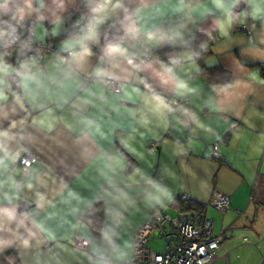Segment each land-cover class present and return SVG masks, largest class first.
Here are the masks:
<instances>
[{"label": "crops", "instance_id": "obj_1", "mask_svg": "<svg viewBox=\"0 0 264 264\" xmlns=\"http://www.w3.org/2000/svg\"><path fill=\"white\" fill-rule=\"evenodd\" d=\"M237 1L220 8L214 0H120L87 42L91 55L76 63L64 45L85 30L97 0H0V17L32 19L58 49L36 61L0 54V251L11 261L16 254L13 264L127 262L151 210L179 213L173 200L183 192L203 204L213 233L223 230L212 264H264L253 248L264 243V0H243L238 12ZM82 11L87 21L78 28ZM248 21V34L231 29ZM200 30L217 36L203 62L228 69V82L211 85L195 72L191 45ZM109 43L125 56L105 57ZM14 66L17 86L8 79ZM176 80L191 91H175ZM152 95L167 107L145 103ZM212 144L218 156L208 153ZM24 150L37 159L21 170ZM125 154L135 161L128 170ZM214 189L228 197L222 214L208 203ZM97 199L94 233L87 212ZM75 237L87 238V248Z\"/></svg>", "mask_w": 264, "mask_h": 264}, {"label": "built area", "instance_id": "obj_2", "mask_svg": "<svg viewBox=\"0 0 264 264\" xmlns=\"http://www.w3.org/2000/svg\"><path fill=\"white\" fill-rule=\"evenodd\" d=\"M79 15L84 17L80 12ZM251 25L250 21L243 22L239 28L248 34ZM33 29V20L30 18L14 14L0 17L1 56L5 60H16V62L21 60L36 61L45 52L58 51L53 46L50 37L35 38ZM14 69L13 72L9 73L8 79L9 83L17 86L18 81L15 73L17 66H14ZM103 82L113 91L118 89L119 81L114 78H104ZM185 100L186 97H182L180 100L172 98L170 103L177 104ZM148 148L155 150V143L150 141ZM208 153L214 156L218 155L216 144L210 146ZM36 159L35 153L24 150L16 158V163L21 170H26ZM179 197L187 199L188 193H180ZM209 203L222 214L228 206V197L220 190L214 189ZM149 234L163 238L164 242L160 250L150 248L147 241ZM222 239L223 230L220 229L213 233L212 221L202 211L189 209L182 210L175 215H169L159 207H155L135 233L129 261L118 264L134 262H144L145 264H210L216 259L217 252L220 251ZM72 242L81 249H86L88 246L87 238L75 237Z\"/></svg>", "mask_w": 264, "mask_h": 264}, {"label": "trees", "instance_id": "obj_3", "mask_svg": "<svg viewBox=\"0 0 264 264\" xmlns=\"http://www.w3.org/2000/svg\"><path fill=\"white\" fill-rule=\"evenodd\" d=\"M83 0H81V5H82ZM79 9H84L82 6H79ZM75 15V14H74ZM236 15V12H231L230 17L233 19ZM249 22V21H248ZM240 24L232 25V30H238L240 29ZM68 28H71V26H68ZM72 29V28H71ZM73 30V29H72ZM217 38L215 33H209L206 34L204 31H197L195 33V39L192 46V51H193V58L197 62V69L196 73L200 75L205 82L208 84H217V83H225L228 82L231 79V73L228 69L220 65L219 63H214V64H205L203 62V57L205 54L210 50L209 45L212 43L213 40ZM89 45L93 48V44L90 42ZM261 72H264V69L261 68ZM218 156V155H216ZM125 169H131L135 161L133 160L132 156H128L125 154ZM220 158V157H217ZM180 194V193H179ZM179 194L175 195L174 198V203L176 206L182 211V210H189V209H194V210H199L201 211V207H203V204L194 202L192 200H187V199H181L179 197ZM180 211V212H181ZM88 216V226L91 229L92 232L96 233L97 229L99 227L97 221L101 216V204L99 199L95 200L91 204V209L90 211L87 212ZM161 238V237H160ZM163 240V238H161ZM164 242V240H163ZM163 245V243H162ZM5 251H0V264H13L17 263V258L16 254L15 257H12V261L10 260V257L4 254ZM13 262V263H12Z\"/></svg>", "mask_w": 264, "mask_h": 264}, {"label": "clouds", "instance_id": "obj_4", "mask_svg": "<svg viewBox=\"0 0 264 264\" xmlns=\"http://www.w3.org/2000/svg\"><path fill=\"white\" fill-rule=\"evenodd\" d=\"M217 7L224 8V0H214ZM120 7V0H97V3L94 7L91 8V18L89 23L85 26V30L80 36L74 38L71 41L65 43L64 47L68 51V60L70 62L79 63L85 59V57L91 55V49L88 46V41H94L97 36V26L103 22L105 16L108 12L114 11ZM227 12V9H225ZM151 39V36L149 37ZM126 50L118 43H109L104 48V56L115 59L116 57L125 56ZM129 63H132L129 61ZM0 68H6V66L0 65ZM164 73L171 74V68H165ZM96 74L99 75H108L102 69H97ZM158 75H160L158 73ZM163 83H168L167 79H164L161 76ZM147 87V85H146ZM175 91L182 93L184 91H191L188 89L187 85L182 80H176L174 85ZM154 102L157 108L167 107L164 103V100L159 95H152L151 97H145V103ZM0 135H6V133H0ZM41 199H43L41 197ZM11 214V213H9Z\"/></svg>", "mask_w": 264, "mask_h": 264}, {"label": "rangeland", "instance_id": "obj_5", "mask_svg": "<svg viewBox=\"0 0 264 264\" xmlns=\"http://www.w3.org/2000/svg\"><path fill=\"white\" fill-rule=\"evenodd\" d=\"M80 13H82L83 14V16H84V13H83V11L82 12H80ZM75 14H77V12H75ZM81 19V21H80V24H78V28H83V26L85 25V21H87V19L85 18V17H81L80 18ZM43 31H42V29L40 28V27H37V26H35V32H34V35L36 36V37H43ZM49 37V36H48ZM10 85H12L11 84V82L9 83ZM177 104H180V102L179 103H177ZM177 104H176V106H177ZM171 107H172V105H171ZM175 107V106H174ZM194 118V121H198V122H201V119H200V116H196V117H193ZM174 120H175V118H174ZM174 124H177V123H174ZM178 124H181V123H178ZM185 124H187V123H185ZM198 124H200V123H198ZM195 147H199V144L198 145H196ZM209 203V202H208ZM212 206V205H211ZM213 207V206H212ZM165 210H167V212L168 213H171V214H175L177 211H175V209H173V208H168V209H165ZM253 229H256V230H259V226L258 225H254L253 226ZM264 232V228H262V230H261V233H263ZM253 234H255V232H254V230H253ZM249 240L251 241V242H253V241H257V240H252V238H249ZM148 241H149V243H150V245L155 249V250H160V248L162 247V243H163V240L161 239V238H159V237H157V236H155V235H152V234H150L149 236H148ZM259 247H260V249H263L262 251H261V253H259ZM254 249H255V251L258 253V255H259V262H260V260H261V255H263L264 254V243H262V242H260V241H258L257 242V247L256 246H254L253 247ZM261 254V255H260ZM221 258V257H220ZM223 259H225L224 257H222ZM216 260V259H215ZM214 260V261H215ZM213 262V261H212ZM212 262L210 263V264H212ZM216 262V261H215ZM231 262V264H233V261H230ZM141 264H145L144 262H141Z\"/></svg>", "mask_w": 264, "mask_h": 264}, {"label": "water", "instance_id": "obj_6", "mask_svg": "<svg viewBox=\"0 0 264 264\" xmlns=\"http://www.w3.org/2000/svg\"><path fill=\"white\" fill-rule=\"evenodd\" d=\"M244 6V2L243 0H238L237 1V4H236V7L234 8L235 11H240V9Z\"/></svg>", "mask_w": 264, "mask_h": 264}]
</instances>
